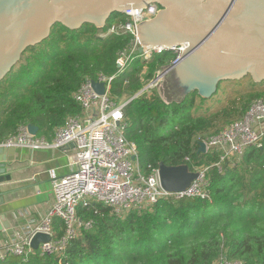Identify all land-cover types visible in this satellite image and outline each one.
<instances>
[{
    "label": "trees",
    "instance_id": "trees-1",
    "mask_svg": "<svg viewBox=\"0 0 264 264\" xmlns=\"http://www.w3.org/2000/svg\"><path fill=\"white\" fill-rule=\"evenodd\" d=\"M128 19L115 14L101 30L86 25L71 31L57 25L49 39L28 49L21 63L0 83V144L16 135L21 126H36L40 134L50 136L68 116L79 114L81 108L72 97L85 77H95L99 72L116 74L118 53L135 40L131 33L100 38V32L106 33ZM52 43L65 45L67 50L49 53L47 48ZM31 54L50 61L52 68L49 72L42 67L43 73H33L27 69L30 64L25 65V73L32 80L23 82L24 93L11 102L16 91L8 82ZM173 58L168 52L155 55L151 62L137 58L125 75L133 77L134 68L146 65L147 78H151L167 68ZM246 79L254 86L264 84H255L250 77L228 84L239 85ZM223 84L219 91L224 90ZM141 89L139 83L133 90ZM257 99H264L263 92L240 94L227 102L228 107L192 117L197 105L208 101L197 93L172 103H165L154 91L143 94L125 111L127 138L137 145L142 166L159 168L164 163L170 167L188 165L191 171L208 168L210 199L162 200L151 210L126 217H117L110 208L92 201L88 207L78 208V216L83 223L91 222L93 228L83 230L69 243L65 257L35 254L28 262L11 257L0 264H214L225 254L244 264H264V146L248 150L240 164L226 166L223 172L216 166L220 157L216 151L199 153L201 138L217 135L241 119ZM177 118L182 120L176 126ZM54 228L56 237L61 238L64 231L59 220Z\"/></svg>",
    "mask_w": 264,
    "mask_h": 264
},
{
    "label": "built area",
    "instance_id": "built-area-1",
    "mask_svg": "<svg viewBox=\"0 0 264 264\" xmlns=\"http://www.w3.org/2000/svg\"><path fill=\"white\" fill-rule=\"evenodd\" d=\"M159 11L156 4L124 11L122 15L129 18V22L123 26L115 25L99 35L100 38H107L126 32L131 33L135 40L130 47L118 53L116 74L100 72L95 77H85L72 97L80 106V113L68 116L64 125L56 130L52 140L33 136L29 133L28 126H21L16 135L0 145L5 148L26 147L32 150L73 147L76 166L71 174L53 181V203L48 214L27 229L17 231L10 243L2 245L0 261L16 257L28 262L35 254L62 259L69 243L77 239L83 230L93 228L91 222L83 223L78 216V208L88 207L92 201L110 208L117 217H126L133 212L151 210L162 200L177 202L185 198L210 199L209 181L206 179L208 168L204 167L194 170L200 177L186 191L168 193L162 188L159 168L151 165L144 168L137 145L127 138L128 120L125 111L130 103L113 94L114 83L125 75L137 58L147 62L152 56L166 52L146 47L142 53L136 52L138 25L150 21ZM185 50L184 45L178 47L172 64L180 61ZM160 73L159 71L158 74ZM93 82L104 85V95L95 92ZM155 87L156 78L139 91L136 99ZM203 142L207 146L206 153L214 150L219 154L216 166L220 172L226 166L234 168L240 164L248 150L263 148L264 99L254 100L241 119L226 125L217 135ZM56 220L62 223L64 234L61 238L56 237L54 230ZM38 233L49 235L51 241L40 244L35 251L31 248V240ZM218 264L244 262L230 260L225 254L219 258Z\"/></svg>",
    "mask_w": 264,
    "mask_h": 264
},
{
    "label": "water",
    "instance_id": "water-1",
    "mask_svg": "<svg viewBox=\"0 0 264 264\" xmlns=\"http://www.w3.org/2000/svg\"><path fill=\"white\" fill-rule=\"evenodd\" d=\"M152 4L161 10L138 25L137 54L144 47L186 48L180 61L156 75L157 89L166 102H180L192 93L211 100L221 83L248 77L255 84L264 83V0H0V83L28 49L51 37L57 25L71 31L86 25L104 29L113 15ZM167 75L168 81L175 78L181 93L169 97ZM93 89L105 94L103 84L93 82ZM28 131L37 136L39 129L29 125ZM199 146V153L206 154V144L200 142ZM15 153V148L0 147V185L11 181L7 169ZM159 177L166 192L179 193L190 188L200 174L188 165L161 163ZM4 226L0 225L1 233L11 229ZM50 241L49 235L38 233L31 248L37 251L40 244Z\"/></svg>",
    "mask_w": 264,
    "mask_h": 264
},
{
    "label": "crops",
    "instance_id": "crops-1",
    "mask_svg": "<svg viewBox=\"0 0 264 264\" xmlns=\"http://www.w3.org/2000/svg\"><path fill=\"white\" fill-rule=\"evenodd\" d=\"M57 129L50 136L42 135L40 131L37 136L52 140ZM75 170L73 147L16 149L15 160L8 163L7 169L11 181L0 185V225L11 227L9 231L0 232L3 246L13 240L17 231L27 229L48 214L53 203V181Z\"/></svg>",
    "mask_w": 264,
    "mask_h": 264
},
{
    "label": "rangeland",
    "instance_id": "rangeland-1",
    "mask_svg": "<svg viewBox=\"0 0 264 264\" xmlns=\"http://www.w3.org/2000/svg\"><path fill=\"white\" fill-rule=\"evenodd\" d=\"M128 21H130V19H128ZM116 24L118 26H123L125 23L119 22ZM100 34H102V32H100ZM55 49L67 50V48H65V45H63L61 47H56V44H54V43L49 44V48H47L49 53L54 52ZM154 57H155V55L152 56L150 58V60L147 62L153 61ZM28 63L30 64V66L27 69L32 71L33 73H36L37 71L40 73H43L44 68L45 69L47 68L48 71L50 72V70L52 68V64L50 63V61L48 62L44 58L38 57L36 54H31L28 56V58L25 57L22 65L17 68L15 74L12 76V78L8 82V85H12V84L15 85V87L13 89H15L14 91H16V93L13 95V97L11 99V102H13L18 96H21L24 93L25 86L23 85V82L28 83V82H26L27 79H28V81L32 80L30 75L26 74L25 70H24L25 65L28 66ZM42 67H43V69H42ZM131 71L132 70H130V72ZM159 71L161 72L162 70H159ZM159 71H157L153 75V77L147 78V75L149 73V68L146 65H141L140 67L137 66L136 68H134L133 73L135 76L133 75V77H130V76H128V74L125 76L123 75L124 77L120 76L118 78L119 80L118 79H117L118 81L116 80L117 81V84H116L117 87L115 90L117 91V96L120 97L121 99L125 100V102L130 103L128 105H131L133 102H135L140 97L139 96L136 99V96H138L139 91L133 90L135 88V86H137L139 83H141V86L143 88L148 83H150L153 79L156 78V75L159 73ZM49 72H47V73H49ZM103 73H105V72H103ZM105 74H107V73H105ZM228 83L229 82H225L223 84L222 87L224 90L219 91L218 95L215 96L213 99L208 100L204 105H197L198 107L195 108L191 113L192 117H198V116H202V115L215 113L219 107L226 106L228 101L234 100L240 94L256 95V94L261 93V92H263V94H264V84L259 85V86H254L248 79H246L245 81H243L239 85L228 84ZM152 91L156 92L165 103H168L162 98L157 87L150 90V92H152ZM133 99H135V100H133ZM201 107H203V108H201ZM226 107H228V106H226ZM181 120H182L181 118H177L175 120V125L177 126ZM210 137H205L203 139L201 138V140L205 141V140L209 139ZM236 229L237 228H234L232 230V232L230 233V235H232L236 231ZM218 263H219V258L216 261H214V264H218Z\"/></svg>",
    "mask_w": 264,
    "mask_h": 264
},
{
    "label": "flooded vegetation",
    "instance_id": "flooded-vegetation-1",
    "mask_svg": "<svg viewBox=\"0 0 264 264\" xmlns=\"http://www.w3.org/2000/svg\"><path fill=\"white\" fill-rule=\"evenodd\" d=\"M158 8H159V10H161V7H160V6H158ZM166 52L170 53L173 57H175V58H173V59L170 61V64H169V65H171L172 62L176 59L177 50H176V51H166ZM169 75H170V74H169ZM169 75H167L165 79H166V83L168 82V84H166V85L168 86V93H169V97H170V96H174V95H176V94L181 93V88H180V86L178 85V83H177V81L175 80V78L170 79L169 81L167 80V77H168ZM173 77H174V76H173ZM173 94H174V95H173Z\"/></svg>",
    "mask_w": 264,
    "mask_h": 264
},
{
    "label": "bare ground",
    "instance_id": "bare-ground-1",
    "mask_svg": "<svg viewBox=\"0 0 264 264\" xmlns=\"http://www.w3.org/2000/svg\"><path fill=\"white\" fill-rule=\"evenodd\" d=\"M177 49H178V48H177ZM177 49H176V50H177ZM176 50H172V51H176ZM0 145H1V144H0ZM4 148H5V147H4Z\"/></svg>",
    "mask_w": 264,
    "mask_h": 264
}]
</instances>
